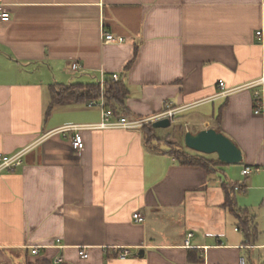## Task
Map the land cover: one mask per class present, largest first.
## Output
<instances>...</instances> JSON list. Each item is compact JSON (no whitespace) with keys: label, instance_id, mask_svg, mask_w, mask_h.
Returning a JSON list of instances; mask_svg holds the SVG:
<instances>
[{"label":"crops","instance_id":"0c3cea01","mask_svg":"<svg viewBox=\"0 0 264 264\" xmlns=\"http://www.w3.org/2000/svg\"><path fill=\"white\" fill-rule=\"evenodd\" d=\"M4 1L0 157H23L0 172V264H188L189 249L205 264H247L264 253V108L254 111L262 87L249 88L264 79V0ZM104 32L125 41L105 43ZM101 72L126 84L128 119L183 110L173 124L220 129L243 166H183L163 146L152 152L142 129L82 130L74 150L75 132H57L99 125L101 109L49 111L52 88L96 83ZM220 82L234 90L227 98ZM247 166L258 170L243 176ZM225 183L244 187L236 207L258 229L252 245L224 206Z\"/></svg>","mask_w":264,"mask_h":264},{"label":"trees","instance_id":"16d2710c","mask_svg":"<svg viewBox=\"0 0 264 264\" xmlns=\"http://www.w3.org/2000/svg\"><path fill=\"white\" fill-rule=\"evenodd\" d=\"M60 87L61 86H59V88ZM59 88H52V104L50 105L49 111L53 106L60 105L65 102H86L87 104L89 101L98 100L101 96V88L97 83H78L72 84L70 86H63L60 88L61 90ZM104 95L106 98L107 107L115 118L119 119L122 117H131L130 112L125 107V102L129 96V90L122 79L117 83H112L108 80L104 88ZM218 120H220V118H218ZM142 130L145 133L144 136L148 148L154 153L164 152L161 149V142L163 140L156 135V129H153L152 124L144 125ZM216 131L222 132L220 129H216ZM170 145L171 148L167 149L165 152L173 156L183 166L201 167L210 174L218 168L227 166L222 164L218 158L208 157L210 155H204L197 152L189 153L182 146H177L176 148L174 145ZM238 186L241 187V191L244 190L243 185L239 183L224 184V190L226 192V201L224 206L234 212L237 216L241 213L248 214L246 212L239 211L236 207L237 192L235 189ZM239 220L240 225L238 229L243 230L246 237V242L254 244L257 240V237L259 236L256 225L253 223V221H250V219H242L240 217ZM188 264H205L204 256L201 254L199 249H189Z\"/></svg>","mask_w":264,"mask_h":264},{"label":"built area","instance_id":"2783aa9c","mask_svg":"<svg viewBox=\"0 0 264 264\" xmlns=\"http://www.w3.org/2000/svg\"><path fill=\"white\" fill-rule=\"evenodd\" d=\"M11 20V14L10 11L7 8V5L4 0H0V23H7ZM263 32H258L257 36L263 37ZM102 39L105 43H123L125 40L123 38H116L110 33H103ZM82 69L81 65L79 63H74L72 65V71L79 72ZM111 81L112 83H117L121 81L120 74H112L110 76L106 75L104 72H101L100 78L96 81L97 84L100 85L101 88V96L98 100L89 101L87 103V106L90 108L99 107L102 112V120L99 125L95 126H68L60 129L57 133H70L75 132V136L72 138V147L74 150H82L84 148V142L82 140V136L79 134L82 130H88L92 128H98V129H125V130H139L142 129L144 125L153 124L156 121L162 120V119H170L171 123L173 124L175 122L176 117L183 112L175 109H171L169 106L167 107L166 111L164 113L157 115L155 117L149 118V119H143V120H130L128 118H115L111 111L107 107L106 98L104 95V88L107 83V81ZM219 87L221 91L217 95L218 98H227L231 93L234 92V90H227L225 89V84L223 82L219 83ZM256 87H262L261 90H257L254 92V111L256 114H260L263 111L264 108V79L258 83H253L249 88L255 89ZM23 155L18 154L15 156L7 157V156H1L0 157V172L3 171H12L16 167L20 166L21 159ZM255 170H258L254 167H245V169L242 171L243 176L251 175ZM236 191H241V187H236ZM134 220L137 223L144 222V219L140 215H134ZM238 230V229H237ZM192 235H190L187 239L186 245L189 246V240ZM260 249L264 250V246L259 247ZM39 249L35 248L33 249L32 253L33 255L39 254ZM80 258L83 260L88 259L89 255L86 249H80L79 251ZM121 257L125 258L126 256L124 254H121ZM54 264H60V261L56 259ZM240 264H246L245 260L243 259Z\"/></svg>","mask_w":264,"mask_h":264},{"label":"water","instance_id":"95a60500","mask_svg":"<svg viewBox=\"0 0 264 264\" xmlns=\"http://www.w3.org/2000/svg\"><path fill=\"white\" fill-rule=\"evenodd\" d=\"M171 126L170 119H162L152 124L153 129L156 130ZM184 142L185 146L194 152L204 155H217L219 161L224 165H241L244 160L238 145L230 137L215 129H205L196 134L187 131Z\"/></svg>","mask_w":264,"mask_h":264},{"label":"rangeland","instance_id":"374dc122","mask_svg":"<svg viewBox=\"0 0 264 264\" xmlns=\"http://www.w3.org/2000/svg\"><path fill=\"white\" fill-rule=\"evenodd\" d=\"M58 88H59V86H58ZM177 119L178 118H176V120ZM185 124L181 123L180 121H178L176 124H172V126L169 127V128L157 129L156 130V135L163 140L161 142V147L163 146V148L169 149V148H171L170 144L174 145L176 143L174 145V147L177 148V146H179V147L182 146L183 148H185V150L187 152L195 153L194 151L188 149L185 146L184 136H185V133L187 131H190V132L196 134V133L200 132V128L196 127V126H191V125H188V124L185 125ZM167 143H170V144H167ZM208 157H210V158H218L217 155H210ZM242 166H243L242 164L241 165H227V166H224V169H229V168H226V167H230V168H234V169H240V167H242ZM236 194L238 195L240 193H236ZM239 196H241V195H239ZM238 216H239V218L241 217L242 219H250V216L248 214L241 213ZM241 231H243V230L241 229ZM257 249H260V248L258 247ZM255 253L256 254L252 256V259H249V256L246 257L247 264H264V255H263L264 253H262L260 251H256Z\"/></svg>","mask_w":264,"mask_h":264}]
</instances>
